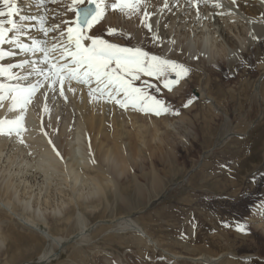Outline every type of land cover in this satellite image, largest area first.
Listing matches in <instances>:
<instances>
[{
  "label": "bare ground",
  "instance_id": "obj_1",
  "mask_svg": "<svg viewBox=\"0 0 264 264\" xmlns=\"http://www.w3.org/2000/svg\"><path fill=\"white\" fill-rule=\"evenodd\" d=\"M51 1L53 3H58L54 9L48 5L49 2L50 4L52 3ZM161 1L163 5L159 8V0H148L149 7L147 8V11L152 14L150 22L153 25L154 32L158 34L159 40H153V33L149 32L140 21L143 19L139 18L141 15L139 17L137 16L140 20H127V22H123V19H125L123 18L120 20L121 22H118V28L124 32L126 31L125 34L123 33L124 36L130 35L133 37L132 41L136 45L142 47L145 45L143 48L146 51L153 52L154 54H158L156 52L159 51L161 56H167L173 60L186 64L193 70V73L194 71L203 72L204 78L206 76V70L211 71L213 69H219L229 63L239 66L241 64V62H239L241 60L239 57L244 59L243 53L251 46V40H255L253 36L259 37V39L264 36V0H237V3L232 5V7H228L223 3L228 0H220L224 5L223 8L214 7L213 0H209L207 4L203 2L199 4V11L193 6V0H167V8L164 7V0ZM71 2L72 0H46L44 4H40L39 0H16V5L21 10L19 16L37 18L36 20L17 21L20 19L19 16L14 17L17 23L23 22L22 24H26L27 26L24 29L27 35L22 37L24 43L31 44V38H36L38 40L47 39L50 46L51 43H55L56 40L61 39L57 36L59 34L55 35L59 33V31L49 33L50 35H48V37H44L39 30V19L47 16L49 26L52 24H60L61 29L66 30V28L71 25L72 21H74V16L72 15V17L66 14L68 16L67 21H69V17L71 18L70 24L69 22L68 24L62 23L63 20L61 21V18H63L65 14L64 10L71 5ZM54 6L55 5H53V7ZM157 9H159L158 12ZM220 12H225L226 14L221 16L219 14ZM229 12L231 13L230 15L227 14ZM64 21L66 20L64 19ZM101 21L102 19L98 22L97 27L99 30H107V22L103 24ZM115 25L116 22H113V26ZM28 28H32L34 31ZM116 33L118 34V32ZM123 34L120 33L118 35ZM10 35H14V33ZM172 40H175V44L171 43ZM256 40L255 42L258 43ZM3 48L7 51H15L17 53V55L11 57L5 56L4 59L0 61L5 67L8 64H19L24 59L42 61L41 53H36V55L33 56L31 53H24L20 49L15 48L12 44H5ZM54 56L58 58L59 53H54ZM196 57L199 58L197 59ZM53 62H56V60H53ZM261 66L264 69L263 62ZM13 71L23 77L28 71H31V66H25L24 69H13ZM148 78L151 79L152 77ZM194 78L195 77H193V79ZM37 79H42V77H38L33 73V75L29 76L27 79H21L19 81H10L5 77H0V82L27 86L36 83ZM154 79L156 82V78ZM209 79L210 78L206 76L204 82H209ZM151 80L153 81V79ZM200 81L201 80H199V82ZM191 82H193V80H188L186 83H183V85H190ZM95 86L93 82L92 87ZM72 87L76 89L75 93L68 91L67 84L65 85L67 100L59 94L58 84L51 85L50 83H46L44 87L37 91L33 97L32 103H30L26 111H24V124L27 128V131L23 133L25 144H21L15 134L12 136L0 135V188L4 190V193L2 192L3 194L0 193V212L9 214L22 224V226L37 234L42 233L40 232L41 229L37 222L39 224L43 222V224L49 228H63V232H65L62 236H52V234L48 232L41 234L47 241L52 242V244H50L52 247L50 248L51 250L49 249L50 251L47 250L41 254V256L38 255L40 256V258H38L40 261L39 263L43 264L47 262L51 264V261L56 259L60 260L63 257L62 252H69L72 249L78 252L81 250L80 253L84 252L86 248L94 250L96 248L94 245L96 242L95 240L98 235L94 238L92 230L100 226L99 224H102L107 226L104 229L105 231L101 234L102 237L99 236L103 238L104 243H117L118 248L121 247L120 244H128L130 247H137L136 252L143 254V259L138 255L136 257L134 254L137 260L141 261L138 264H185L186 261L193 262V264H257L251 261L253 259H259L257 254H247L249 257L238 256L239 258L234 254L226 255L233 249V246L229 243V239L222 241L221 238H219V241L205 240L206 242H201L202 240L200 238L199 242L196 240L198 243L192 242L193 244L191 247L194 248V250L200 251L198 256L193 257V255L191 256L189 254L190 250L187 247H185V249L188 254L179 253L177 249L176 251L178 252L163 249L165 247L163 246L162 248L160 246L161 244L159 245L160 240L158 241L159 243L157 240L155 241L146 228L142 227V224L133 218L122 217L125 215H121L122 218L119 217L120 219H116L115 221L117 216L114 214L115 211L113 210L115 209L111 204L121 201L123 205L117 207L119 208L117 210L121 211L126 209L127 213L131 208L128 209L129 205L127 204V199H123L120 196L121 194L118 193V188L121 186L120 179L122 177L125 179L128 170L132 168L131 163L134 161L132 158L134 156H132L131 150L133 144L132 142H130L132 145L127 142L129 145H126L121 138L123 134L121 135L118 133V130L116 132L113 130V134L112 129L110 133L106 131L107 125L109 126L108 123L112 124V126L114 125L113 128L116 126L117 128H123L122 124H119V117L115 114L116 106L113 105V103L106 102L105 100L90 101L88 95L89 87L86 85L77 84L73 81ZM258 90L261 99L264 100V80L260 83ZM10 105V98L3 101L2 106H0V119H14L23 111L21 109L9 111ZM45 107L48 108L47 112L44 110ZM213 108V112H215L214 114H216V116L222 114L220 109L215 106H213ZM121 110L124 111L125 109ZM135 111L136 110L131 111L128 109L126 111V116L130 117L132 120V116L136 114ZM112 114L114 115L113 118H111ZM128 120L127 122H129ZM133 120H135V118H133ZM135 122L137 123V121ZM175 123L165 121V130L172 133L174 132L175 134L177 131L179 132L180 126ZM127 124L130 125L132 123L129 122ZM156 124L158 123L156 122ZM150 125L151 124H149V126ZM133 126L134 125H132V127ZM149 126L140 127L141 130L137 132L140 137L139 140L142 139V135L144 136V134H142L144 130L147 135L149 130L151 131L154 129L159 132L158 127H161L157 125L158 127L153 126L154 128L151 127V129H149ZM45 132L48 133L47 136L44 135ZM134 134L135 133L132 132L133 136ZM125 137L128 136L126 135ZM49 139L55 144L56 149L60 152V156L56 155V152L48 143ZM225 139L228 140L231 138L227 134ZM260 139L258 142L256 141L257 144L255 145L259 147V149H264V139ZM257 147L255 151L258 150ZM138 194L141 195L138 201V203L141 204L144 202L142 198L144 195H142V192L139 190ZM101 210H103L102 213ZM97 211L101 213L99 215L101 221L99 220L100 222L97 224H91L88 215H90V217L94 215L98 218L96 216L98 214L95 213ZM109 211L111 212L110 219H112V221L114 220L110 224L105 223ZM19 212L25 213V215L31 214L34 218H24V215L21 216L22 213L20 214ZM31 215L30 217H32ZM107 218H109V216ZM93 219L95 220V218ZM255 223L258 224L255 228L261 229V233L264 235V216L262 220L255 221ZM71 227L77 228L78 230H76L78 233L75 234L74 230V232L71 230L72 233H67V231H69L68 229ZM228 234L229 233H227V235ZM124 235L128 237L127 240L129 237L135 238V240L132 239L133 242H129L125 240L126 237H124ZM224 235L226 236V234ZM1 236L2 234H0V260L2 261L1 255L3 256V253L8 250V245L6 243L7 240L3 239ZM211 237L212 236L208 238ZM26 239L29 240L28 238ZM26 241L24 242L27 243ZM29 242L31 243L32 241L29 240ZM36 243L39 242L36 241ZM16 244L15 246H18V242ZM31 245L29 246L31 247ZM20 246L22 247L21 244L19 248H21ZM34 246H38L36 248L40 247V245L35 244V241L33 247ZM143 247L147 249V253L148 250L153 251L155 254L160 252V258L155 259L152 256L150 258V256L146 255L147 253H142L140 248L142 249ZM16 248L18 250V247ZM253 249L256 251L258 250L255 244ZM112 251L113 250L110 252ZM92 252L94 253L92 257L94 258V263L88 261L86 256L80 257V259L78 258V254L73 255L72 253V256L70 255L69 264H131L129 262L130 258L128 259L126 256V261L124 262L120 257L118 259L116 256H113V252L108 253L103 250ZM129 252L133 253L135 251ZM218 252H220V254L216 255ZM18 253L20 252H17V255H19ZM20 254L23 255V253ZM12 256L13 258H11ZM12 256L9 257L12 259L11 261L15 260L14 255ZM4 260H6V258ZM4 264L9 263L7 262Z\"/></svg>",
  "mask_w": 264,
  "mask_h": 264
},
{
  "label": "rangeland",
  "instance_id": "obj_2",
  "mask_svg": "<svg viewBox=\"0 0 264 264\" xmlns=\"http://www.w3.org/2000/svg\"><path fill=\"white\" fill-rule=\"evenodd\" d=\"M112 2L113 0H105L107 7L104 18H102L101 21L103 24L107 22V30H99L97 23L95 24L96 26L94 25L91 28L88 34L94 37H101L111 43L120 44L121 46H134L135 43L132 41L133 37L130 35L124 36L126 31L124 32L118 28V22L123 18H125L123 22L141 19L143 18L142 14L141 16L138 15V17L140 16L139 18L134 16L131 20L129 18L126 19L119 11L111 10L110 5ZM52 3L50 4L49 2L48 5L54 9L58 3ZM223 3L228 7H232L229 0ZM53 5L55 6L53 7ZM161 5H163V2L159 0L158 7L161 8ZM2 7V4H0V8ZM68 7L64 10L65 14L63 18H61V21L65 19L67 24L68 22L70 24L71 18L69 17V21H67V17L73 15L75 19V13L69 10ZM158 10L159 9H157V12ZM0 19H6V17H0ZM17 21H20V19ZM140 21H142V19ZM113 22H116L115 26H113ZM22 23L23 22H20L19 24ZM72 24L73 21L71 25ZM114 27L117 29L118 34H124H110L109 29ZM28 29L33 30L32 28ZM57 34L59 33L55 35ZM263 39L264 36L260 37V39H255L258 43H256L255 40H251V46L243 53L244 59L239 57V59H241L239 61L241 62L239 66L229 63L219 69H213L211 71L206 70L207 72L205 71V74L210 78L209 82H204L206 76L205 78L203 77V72L194 71L193 73V70L190 76L174 86L171 92L163 88L162 81L155 82V77H150L153 81L148 77H142L140 81L135 82L138 86L146 87L143 81L148 79V83L154 86L148 89L151 94L164 99L170 107L179 111V115L169 112L156 116L154 114L137 112L136 110L135 113L138 116L133 112L134 116L132 117L135 118V120H133V118L131 120L130 117L126 116L127 110L122 111V108L113 103V105L116 106L115 114L119 117V124H122V129L125 130L123 131L121 128H117V126L115 129L113 128L114 125L112 126V124L108 123L110 127L107 125L106 131L110 133L111 129L115 132L118 130V133L121 135L123 134L121 138L126 145L132 142L133 146L131 152L132 156H134L132 157L134 160L131 163L132 168L128 170L125 179L123 177L120 179L121 186L118 188V193L121 194L120 196L123 199H127V204L129 205L128 209L131 208L129 210L127 209V213L126 209L121 211L117 210L119 209L117 207L123 205L121 201L111 204L114 206H112L115 209L113 211H115L114 214L117 216V218L114 217L115 221L122 217L133 218L139 221L142 227L146 228L155 241L157 240L158 242L160 240V243H158L159 245L161 244L160 246L162 248L163 246L165 247L163 249L188 254L185 249V247H187L190 250L189 254L191 256L193 255V257L198 256L200 251L194 250L191 245L193 243H198L200 238L202 240L201 242H206L207 240L219 241V238H221L222 241L229 239V243H231L230 245L233 246V249L226 255L234 254L236 257H245L248 256L247 254H257L259 259H253L251 261L257 264H264V235L261 233V229L255 228L258 225V222L255 223V221L262 220L264 216V149H259V147L255 145L260 138V140L264 139V100L261 99L258 90L260 83L264 80V69L261 66V63H264ZM143 47H145V45ZM150 53L154 54L153 52ZM156 53L160 55L159 51ZM193 77L195 78L193 79ZM188 80H193V82H191L190 85H183V83H186ZM199 80L201 81L199 82ZM155 87L159 88L160 91L157 92ZM189 98L192 99V104L187 108L182 107ZM209 101L212 102L210 103ZM212 105L220 109L222 114L216 116V114H214L215 112H213L214 108ZM130 110L133 111V109ZM111 116V118L114 117L113 114ZM127 120L132 124H127L129 123ZM135 121H137V123ZM165 121H171L172 123L179 122L175 123L180 126L179 132L177 131L175 134L174 132L166 131L164 128ZM156 122L158 124H156ZM149 124L151 125L149 126ZM132 125L134 126L132 127ZM141 126H149V129L153 126H157L159 132L155 131L153 127V130H149L147 136L145 130L142 129L144 130L142 132L144 136L142 135V139L139 140L140 137L137 132L141 130ZM132 132L135 133L134 136ZM227 134L231 139H225ZM126 135L128 137H125ZM256 147L258 150L255 151ZM1 189L2 188H0V193L3 194L4 190L2 189V191ZM138 190L144 195L142 197L144 202L141 204L138 203L139 197H141V195L138 194ZM102 211L103 210H101V213ZM19 213L21 214L22 212ZM95 213L98 214H95L98 218L94 215L91 217L88 215L91 224H97L101 221L99 219V215L101 214L100 211ZM6 214L7 213L0 212V234H2L1 237H3V239L8 241H6L8 252L5 251L4 253L6 254L3 253L4 257L1 255L2 261L0 260V264L7 262L9 264H41L38 258H40L41 254L45 251H50L52 247V245L50 246L52 242L47 241L41 234L48 232L52 234V236H62L65 233L63 232V228H49L43 224V222L40 224L37 222L41 229L40 232H42L37 234L22 226V224L9 214ZM108 214L109 218H107L108 216L106 214L105 223L110 224L114 220L112 221V219H110V211ZM30 215L31 214L25 215V213L21 214L24 218H34L33 215H31L32 217H30ZM121 215L125 216L121 217ZM93 218H95V220ZM99 225L100 226L92 230L94 238L98 235L95 240L96 242L94 245L96 248L94 250L86 248L84 252L80 253L81 250L78 252L72 249L69 252H62L63 257L60 260L56 259L50 263L69 264L70 255L72 256V253L73 255L78 254V258L86 256L88 261L94 263V258H92L94 253L92 251L102 250L108 253L113 252V256H116L118 259L120 257L124 262L126 258H130L129 262L131 264H138L141 262L138 261L136 257L138 255L143 259V254L140 253V255L136 252L137 247H130L128 244H120L121 247L118 248L117 243H104L103 238L100 237H102L101 234L105 231L104 229L107 226L102 224ZM240 227L245 229L243 233L239 230ZM76 229L75 227H71L68 229L69 231H67V233H72L74 230L76 234L78 233V229ZM227 233L229 234L227 235ZM224 234H226V236ZM210 236L212 237L208 238ZM124 237L126 236L124 235ZM26 238L32 242L30 243ZM127 238L128 237H126L125 240H127ZM129 239L127 240L129 242L135 240V238L132 237H129ZM196 240H198V242ZM21 241H26L27 243ZM34 241L36 245H40L39 248H36L38 246L33 247ZM36 241L39 243H36ZM9 242L14 246L12 247ZM17 242L18 246H15ZM19 243L25 248L21 246L22 249L19 248ZM254 244L255 247L258 248L257 251L253 249ZM29 245H31V247ZM16 247H18V250ZM179 248L183 250L181 251ZM110 249L113 251L110 252ZM176 249L178 251H176ZM140 250L142 253L144 252V254L147 253L145 247L142 249L140 248ZM129 251L135 252L130 253ZM17 252L23 253V255L20 253L17 255ZM160 254V252L155 254L153 251L148 250L146 255L150 256V258L152 256L158 259L160 258ZM219 254L220 252L216 255ZM12 255H14V262L9 258ZM5 258L6 260H4ZM11 258H13V256ZM131 259L133 261L137 260L138 262H133ZM43 264L49 263L46 262ZM185 264H193V262L186 261Z\"/></svg>",
  "mask_w": 264,
  "mask_h": 264
},
{
  "label": "snow or ice",
  "instance_id": "obj_3",
  "mask_svg": "<svg viewBox=\"0 0 264 264\" xmlns=\"http://www.w3.org/2000/svg\"><path fill=\"white\" fill-rule=\"evenodd\" d=\"M45 2L46 0H39L40 4ZM201 2L207 4L209 0H193V6L197 8V11H199ZM229 3L235 5L237 0H229ZM0 4L3 6L0 8V17H6V19H0V61L5 56L17 55L15 51L5 50L3 48L5 44H12L15 48L24 53H31L33 56L36 53L42 54V61L24 59L19 64H8L6 67L0 63V77H5L10 81L27 79L33 73L42 77V79H37L36 83L27 86L0 82V106L4 100L10 98L9 111L23 110L14 119H0V135L12 136L15 134L21 144L26 143L23 137V133L27 131L24 124V111L32 103L37 91L46 83L58 84L59 94L65 100H67L65 85L67 84L68 91L75 93L76 89L72 87V82L75 81L77 84L89 87L90 101L105 100L115 103L125 110L133 109L156 116L169 112L175 115L180 114L164 99L151 94L148 89L154 86L147 80L143 81L146 87L138 86L135 82L140 81L142 77H155L157 81H162L164 89L171 92L174 86L190 76L192 69L167 56L151 54L139 45L121 46L101 37L89 35L91 28L105 15L107 7L105 0H72L69 10L75 13V20L66 30L61 29L60 24L49 26L47 16L41 17L39 30L44 37H48L51 32L59 31L61 39L51 43L50 46L47 39L38 40L36 38H31V44H25L22 37L27 35L24 30L26 26L17 23L14 19L19 16L21 11L16 5V0H0ZM213 6L224 7L220 0H213ZM110 7L129 19L142 13L143 26L153 33L154 41L160 39L150 22L152 14L147 11L148 0H113ZM164 7H168L167 0H164ZM219 14L224 16L226 13L220 12ZM19 18L22 21L37 19L27 16H19ZM62 23L67 22L63 21ZM116 32L117 29H110V34ZM12 33L14 35H10ZM253 39H259V37L253 36ZM171 43L175 44V40H172ZM57 52L59 53L58 58L54 56V53ZM29 65L31 71H28L23 77L13 71V69H24ZM93 82L95 87H92ZM156 91L159 92L160 89L156 88ZM192 102V99L189 98L182 107L187 108ZM44 110L47 112L48 108L45 107ZM44 135L47 136L48 133L45 132ZM48 143L56 155L60 156L53 141L49 139ZM239 230L245 231L243 227Z\"/></svg>",
  "mask_w": 264,
  "mask_h": 264
},
{
  "label": "water",
  "instance_id": "obj_4",
  "mask_svg": "<svg viewBox=\"0 0 264 264\" xmlns=\"http://www.w3.org/2000/svg\"><path fill=\"white\" fill-rule=\"evenodd\" d=\"M94 7V6H93Z\"/></svg>",
  "mask_w": 264,
  "mask_h": 264
}]
</instances>
